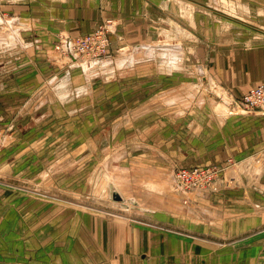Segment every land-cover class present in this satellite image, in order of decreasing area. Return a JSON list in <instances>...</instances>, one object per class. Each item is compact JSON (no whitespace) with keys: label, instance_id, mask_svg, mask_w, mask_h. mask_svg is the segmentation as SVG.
Masks as SVG:
<instances>
[{"label":"rangeland","instance_id":"rangeland-1","mask_svg":"<svg viewBox=\"0 0 264 264\" xmlns=\"http://www.w3.org/2000/svg\"><path fill=\"white\" fill-rule=\"evenodd\" d=\"M194 13L201 18L191 24L173 19L163 29L148 21L153 35L139 25L124 36L113 17L101 16L89 33L59 39L34 82H18L22 67H8L18 54L0 48V189L54 203L59 212L150 221L142 213L158 200L184 208L190 221L170 218L166 227L240 251L235 264L242 256L264 264V115H244L241 107L247 89L264 81V0H198ZM100 33L104 43L79 48V36ZM241 141L248 150L236 169L227 143ZM234 169L245 172V225L195 227L197 206L231 209L209 191ZM113 172L126 174L121 189L140 208L112 204L104 177ZM148 184L159 189L152 193Z\"/></svg>","mask_w":264,"mask_h":264},{"label":"crops","instance_id":"crops-1","mask_svg":"<svg viewBox=\"0 0 264 264\" xmlns=\"http://www.w3.org/2000/svg\"><path fill=\"white\" fill-rule=\"evenodd\" d=\"M196 5L198 0H0L3 12L0 48L8 56L18 54L17 61L8 63V67H15L16 63L22 67L18 82H34L46 67L42 58L56 52L59 39L89 33L101 16L113 17L123 36L133 35L139 25L148 30L146 34L153 35L152 22L164 29L173 19L190 24L200 20L201 16L198 14L197 18L194 13ZM186 9L190 10L189 19L185 17ZM207 20L206 15L205 22ZM258 132L263 134L259 148L264 146V127L259 125ZM227 145L235 149L231 154L237 162L236 169L245 165L246 143ZM260 152L264 155V148ZM236 169L214 183L215 187L209 191L231 209L225 212V208L210 207L209 210V206H197L199 210L195 214L201 225L194 223L195 227L205 222L217 225L229 220V223L236 220L245 225V172ZM11 196L0 189V239L5 245L0 248V264H235V260L239 261L235 254L240 251L210 247L195 234L166 227L170 218L178 225L190 226L187 225L190 221L182 216L184 208L160 205L156 203L158 200L149 205L147 201V211H140L150 219H161L154 222L125 217H122L124 221L113 220L80 213L73 208L59 212L54 203L22 194ZM137 200L141 204V200ZM205 227L211 228L207 224ZM240 263L245 264V257L242 256Z\"/></svg>","mask_w":264,"mask_h":264},{"label":"built area","instance_id":"built-area-1","mask_svg":"<svg viewBox=\"0 0 264 264\" xmlns=\"http://www.w3.org/2000/svg\"><path fill=\"white\" fill-rule=\"evenodd\" d=\"M103 34H87L78 37V46L82 50L89 49L96 41L102 39ZM241 107L246 112H259L264 114V82L248 89L241 98Z\"/></svg>","mask_w":264,"mask_h":264},{"label":"bare ground","instance_id":"bare-ground-1","mask_svg":"<svg viewBox=\"0 0 264 264\" xmlns=\"http://www.w3.org/2000/svg\"><path fill=\"white\" fill-rule=\"evenodd\" d=\"M190 12V10L189 9H186L185 10V17L186 18H188L189 19V13ZM191 17V16H190ZM180 31H181V29H180ZM183 31V30H182ZM185 32V31H184ZM188 33V32H187ZM184 35H186V34H184ZM187 36V35H186ZM174 45H172V47H173ZM168 47V46H167ZM176 47H178V46H176ZM181 47V46H180ZM176 50V54H173V53H171V57H170V59H171V61H172V59H173V62H176L177 61V58H178V54L179 53H177L178 51H177V48H175ZM70 51V50H69ZM182 52V51H181ZM180 54H182V53H180ZM181 56V55H180ZM181 60V59H180ZM224 94V93H223ZM115 172H113V174H114ZM104 179H106V183H107V185H109V183H112L111 185H110V188H111V191H110V198H111V202H112V204L114 205V206H119L120 208H132V207H138V208H140V204H139V202H138V200L133 196V195H127V194H125L123 191H122V186L124 187V184H126L127 183V176H126V174L125 173H120V172H118V174L117 175H115L114 174V176L112 177V176H107V177H104ZM130 183V182H129ZM122 185V186H121ZM157 185H159V184H148V186L150 187V188H152L154 191L155 190H157V188H158V186ZM174 186V185H173ZM130 187V186H129ZM115 188V189H114ZM131 188V187H130ZM129 188V189H130ZM163 188H164V186H163ZM162 189V188H161ZM114 192H116V193H118L119 195H120V197H121V200L120 201H117L116 199H114L113 197H112V194L114 193Z\"/></svg>","mask_w":264,"mask_h":264},{"label":"water","instance_id":"water-1","mask_svg":"<svg viewBox=\"0 0 264 264\" xmlns=\"http://www.w3.org/2000/svg\"><path fill=\"white\" fill-rule=\"evenodd\" d=\"M112 197H113L114 199H116L117 201H120V200H121L120 195H119L118 193H116V192H114V193L112 194ZM81 209L84 210V208H81ZM97 214H98L99 216L106 217V218H108V219L122 220V221H124L123 218H121V217H119V216H116V215L101 214V213H97Z\"/></svg>","mask_w":264,"mask_h":264}]
</instances>
